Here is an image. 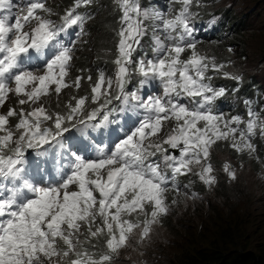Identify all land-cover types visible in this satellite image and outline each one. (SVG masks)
Returning a JSON list of instances; mask_svg holds the SVG:
<instances>
[{"label": "snow or ice", "instance_id": "obj_1", "mask_svg": "<svg viewBox=\"0 0 264 264\" xmlns=\"http://www.w3.org/2000/svg\"><path fill=\"white\" fill-rule=\"evenodd\" d=\"M53 3L0 0V109L16 98L0 111V264H116L122 249L151 239L179 196L198 198L181 192V176L217 183L211 155L218 142L259 160L254 141L264 140V98L258 108L244 100L246 118L216 110L228 91L214 85L215 75L238 85L243 77L199 50L193 9L202 0H167L165 8L111 0L120 13L114 68L98 69L95 79L90 70L71 72L95 18L88 9L101 5L73 0L58 11ZM83 81L90 91L76 95ZM65 89L74 92L61 104ZM118 115L132 126L116 129L121 136L111 146L90 139L94 154L61 153L66 133L108 129ZM224 171L237 178L230 164ZM169 193L177 198L169 201Z\"/></svg>", "mask_w": 264, "mask_h": 264}, {"label": "rangeland", "instance_id": "obj_2", "mask_svg": "<svg viewBox=\"0 0 264 264\" xmlns=\"http://www.w3.org/2000/svg\"><path fill=\"white\" fill-rule=\"evenodd\" d=\"M106 5L105 2L103 11H107ZM208 7L223 14L229 11L237 18H245V16L248 18V25L241 40L244 46L234 39L236 42H228L223 49L218 45L215 49L224 51L227 64L231 62L230 66H226L225 71L242 77L253 74L264 86V0H210ZM198 48L205 54L216 56L215 49L210 44H207L206 48L198 45ZM230 48L231 52H229ZM259 140L258 146L261 145L262 148L263 145L264 149V140ZM260 152L261 150H257L255 155L259 157ZM235 153L238 157L234 159L225 153L218 154L220 162L212 164L217 183L212 186L207 197L200 200L198 196L195 200L185 201L183 196H179V201L185 205L178 207L181 210H175L178 204L171 207L169 214L166 215L170 218L166 224L168 228L163 222L154 225L151 239L146 240L143 246H137L136 251L131 247L122 249L116 264H177L175 254L186 252L189 245L190 249L201 248L210 244V241L214 243L215 240L219 241L214 233L224 219L229 218V222L238 224V219L247 206H250L254 212L263 210L264 161L250 157L247 153ZM225 163L230 164L236 171L235 180H231L224 171ZM254 167L258 168L259 172L255 171ZM221 184L227 186V192L232 197L231 201L220 196ZM215 209L221 214V222H218ZM245 230L250 232V229ZM258 237H261L260 233L252 239L241 238L237 246L238 250L256 248L260 243ZM131 243L135 245L136 237Z\"/></svg>", "mask_w": 264, "mask_h": 264}, {"label": "trees", "instance_id": "obj_3", "mask_svg": "<svg viewBox=\"0 0 264 264\" xmlns=\"http://www.w3.org/2000/svg\"><path fill=\"white\" fill-rule=\"evenodd\" d=\"M103 1L105 0H98V3H101ZM206 1L207 0H202V2L204 3H206ZM53 4L55 6L59 5L60 7V4L56 2H54ZM107 5L109 7H113L111 0H109ZM100 15L93 19V21L89 25L90 29H88L89 34L91 35L97 31V37H100L99 34L102 32V28L104 25L103 23L107 19V16L101 18ZM227 15L228 16H226V20L222 21L219 24L218 36L219 41L220 38L221 41L218 43V45H220L221 47H225L228 42H236L234 41L235 39L239 43H241L242 46H244V43L241 40L245 34L244 29H246V26L248 25V18L246 16L245 18H237L229 11L227 12ZM95 42V48H98V50L103 49L101 45L107 43L102 40H95ZM89 49L92 50L91 46H85L84 49L79 50L78 56L76 57L77 63L74 68L75 73H73V75L71 76L72 78H75V76L81 74L87 76L89 74L88 70H90L93 79H95L97 70L102 69L101 66L95 65L98 60L112 65V60L114 59L115 54L106 56L94 55L93 58V54H91L90 57L87 58V56L85 57L84 51L87 53ZM218 59L224 61L220 54L218 55ZM81 69H84L85 71L81 73ZM220 76L223 78L222 75ZM223 79L227 80L226 78ZM255 79L256 77L254 75H250L249 80L243 79V82L238 85L239 91H235V93L239 97L242 95H245L248 98L255 97V92L258 89L263 88V86L259 84V81ZM228 81L231 84L237 85V82H234L232 80ZM86 84H88V82L83 81L81 89L78 93L75 94L82 96L86 92H89L90 90L87 89ZM64 91L62 92L63 94H61V104L66 102L69 98V95L74 92L73 89H67L65 93ZM261 96L262 95H258V98L260 99ZM52 106L55 107L54 97L52 98ZM254 142L257 144V150H261V152L259 153L260 160L264 161L263 145L262 148L261 145L258 146L260 143L259 137L258 139H255ZM214 148L215 149L212 152V164H218L220 162L219 157H216V155L220 153H225L229 157L233 158L238 157L235 153L236 151L230 146H228L226 142L217 143ZM205 190H207V188L204 184H202V186L199 188V191L203 192ZM219 192L221 193V197H225L228 201L232 200L231 195L227 192V186L225 184L220 185ZM214 211L218 215V222H221L222 217L219 210L215 209ZM228 220L229 218L224 219L222 225L217 227L214 233L219 238V241L215 240V243L219 246H217L214 242L210 241V244L201 248H196L192 252L190 250L191 246L189 245V248L186 252H183L182 254H175L177 264H264V209L261 211L256 210V212H254L252 211L250 206H247L244 213L240 215V218L238 219V224L232 223L231 221L229 222ZM245 229H250V232H247V230ZM258 233H260L261 237H258L260 243L259 245H257L256 248H250L249 250H238L237 246L241 242V238L252 239L257 236Z\"/></svg>", "mask_w": 264, "mask_h": 264}, {"label": "clouds", "instance_id": "obj_4", "mask_svg": "<svg viewBox=\"0 0 264 264\" xmlns=\"http://www.w3.org/2000/svg\"><path fill=\"white\" fill-rule=\"evenodd\" d=\"M210 0H207L206 3L203 2L204 6L203 7H199L196 8L194 7V11H197L199 13L198 18L195 20V25H196V37L197 39L200 41L199 46H203V48H206L207 44L212 45V47L215 49L216 45H218V43L221 41H219V36H218V32H219V24L226 20V16L227 12H225L224 14L222 12H218V11H212L210 7H208ZM105 2L108 4L109 0H105L101 3H98L101 6H98L94 8L97 10L98 12V16L100 15V17H105L107 16V19L104 21V25L102 28V32L99 34L100 37H97V31L95 33H93L92 35L88 33V37L91 38V40L85 45V44H81V46L84 48L85 46H91L92 50H88L87 54L91 55H97V56H106V55H111V54H116V43H117V38L114 35V33H110L108 32V27L112 26V24H114L115 29H117L119 27L118 23H117V19L119 17V14H117V12H114L113 9H109V8H113V7H109L108 5H106L107 11H103L105 9ZM156 3L159 5V7L161 8H165L167 5V0H142V3ZM175 7H179V5H175ZM116 13V14H115ZM97 17V16H96ZM93 21V20H92ZM91 21V22H92ZM101 21V20H100ZM83 39L85 40V37H83ZM95 40H102L105 43L104 45H101L103 47V49L98 50V48L96 47V42ZM142 44L144 45L143 48V52H147L149 56H151V41L149 37H145V39L142 41ZM220 46V45H218ZM221 47V46H220ZM224 47H221L220 49H223ZM218 50L215 49L216 52V58L218 62H223L227 65V61L225 58V54L224 51L222 50ZM110 50V52H109ZM143 52H138L137 55H142ZM220 54V56L223 58L224 61H221L218 59V55ZM95 65H99L102 67L101 70L106 71L108 74H111V71L113 69V64H108L105 62H102L100 60L97 61V63ZM108 67H110V69H108ZM225 71V69H224ZM253 75V74H251ZM249 76L250 75H245L243 76V79L249 80ZM138 78H134L133 80V84L129 85V89L131 90V88L133 87V85H135V83L137 82ZM228 80L231 79H227L224 80L220 74H216L215 75V79L213 80L214 85L216 86H223L227 89L228 94L219 99L216 103V110L219 112H223L225 114L228 115H244L246 118V109H245V105H244V100H252L254 101V106H256L257 108L260 106L261 102H262V98H264V86L259 82L260 85L263 86L262 89H258L255 93L256 96L253 98H248L245 95L242 96H238L234 89L238 88V84L234 85L231 84ZM257 80V79H255ZM234 81V80H232ZM258 81V80H257ZM236 82V81H234ZM86 87L88 90L89 89V85L86 84ZM158 91V89H156ZM66 91V90H65ZM64 91V93H65ZM63 94V93H62ZM258 95H262L261 98H258ZM113 119H116L118 121H120V123L117 124H113L110 125L108 129H101L100 131H92V130H87L85 133L81 134L79 132H74V137H71V139H74V141H72L71 139L66 141V146L64 149H61V153L62 154H66L68 152L67 147H70L69 151L72 152H76L78 151L81 154L84 155H89V154H94V147L92 146V144L90 143V139L96 142L99 141H103L104 143L109 144V146H111V143L116 141L120 136L121 133L116 131V129L120 128L121 126H123L125 129L130 128L132 126V119L130 117H128L127 115L124 116H114ZM71 140V141H70ZM220 143V142H218ZM257 145V144H256ZM215 146V145H214ZM214 146L212 149V152L214 151ZM53 151H56L55 149ZM216 157H218V155H216ZM215 158V157H214ZM233 158V157H231ZM234 159V158H233ZM62 160H59V165H63ZM211 163H212V155H211ZM55 164V163H54ZM59 165H55V166H59ZM255 171L259 172V169L254 167L253 168ZM179 184L182 186L181 187V192L183 191H187L189 193H197L198 196H200V200L207 197L210 190H212L211 188H209L207 185H205L199 178L198 176L194 175V174H189L187 176H181L179 178ZM202 184H204L207 188V190L200 192L199 188L202 186ZM187 185V188H184L183 186ZM199 185V186H197ZM221 195V193H220ZM182 196V195H181ZM173 198H176V194L175 193H169L168 195V199L169 201H171ZM241 198V197H240ZM243 200L241 199V202ZM185 205L184 203L180 202L177 206H175V210L179 209L181 210L180 206ZM170 220L169 217H165L162 222L163 224L168 228V226L166 225L167 222ZM198 248V247H196ZM195 247L193 249H190L192 252L194 251V249H196Z\"/></svg>", "mask_w": 264, "mask_h": 264}]
</instances>
